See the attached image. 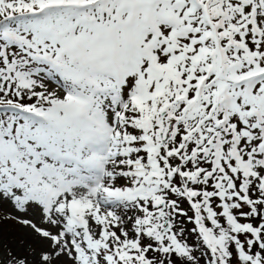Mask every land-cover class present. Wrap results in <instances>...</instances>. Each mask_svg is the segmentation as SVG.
<instances>
[{"label": "snow or ice", "instance_id": "obj_1", "mask_svg": "<svg viewBox=\"0 0 264 264\" xmlns=\"http://www.w3.org/2000/svg\"><path fill=\"white\" fill-rule=\"evenodd\" d=\"M0 264H264V0H0Z\"/></svg>", "mask_w": 264, "mask_h": 264}, {"label": "rangeland", "instance_id": "obj_2", "mask_svg": "<svg viewBox=\"0 0 264 264\" xmlns=\"http://www.w3.org/2000/svg\"><path fill=\"white\" fill-rule=\"evenodd\" d=\"M4 227V235L7 238L6 242L9 244L13 243H19L20 238L25 235V233L19 228V226L12 224V223H6L3 225ZM16 249L13 247V252H15Z\"/></svg>", "mask_w": 264, "mask_h": 264}]
</instances>
